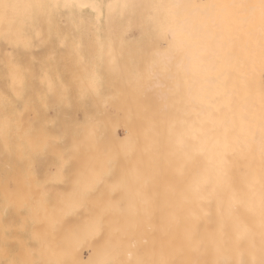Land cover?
Returning <instances> with one entry per match:
<instances>
[{"label": "snow or ice", "instance_id": "obj_1", "mask_svg": "<svg viewBox=\"0 0 264 264\" xmlns=\"http://www.w3.org/2000/svg\"><path fill=\"white\" fill-rule=\"evenodd\" d=\"M0 264H264V0H0Z\"/></svg>", "mask_w": 264, "mask_h": 264}, {"label": "bare ground", "instance_id": "obj_2", "mask_svg": "<svg viewBox=\"0 0 264 264\" xmlns=\"http://www.w3.org/2000/svg\"><path fill=\"white\" fill-rule=\"evenodd\" d=\"M108 2L122 3L124 0H108ZM129 2H132V0H129ZM136 2H140V0H136ZM107 21V28L104 30L101 27L102 21H96L93 24L95 26V30L92 33V38H97L96 40L99 41L103 40L102 38H108L107 43H98L97 46L95 45L97 49L101 51V53H99L96 57V60L91 63L81 62L80 59L83 57V55L82 53H79V57H77V59L80 60V64L75 66L76 68H74L73 74L84 75L86 69L95 67L99 71L101 77H103L107 83L112 76L113 61L116 60L122 63L123 58L128 55L127 47L125 46L122 48L121 42L114 32L115 25L111 24L108 19ZM99 62H105L104 70L98 68ZM105 90L109 91L107 87ZM102 111H104L103 107ZM108 111L113 112L111 108L108 109ZM102 132L103 134L109 135L111 137L120 138L123 133L122 121L120 119L108 121L104 126H102Z\"/></svg>", "mask_w": 264, "mask_h": 264}, {"label": "rangeland", "instance_id": "obj_3", "mask_svg": "<svg viewBox=\"0 0 264 264\" xmlns=\"http://www.w3.org/2000/svg\"><path fill=\"white\" fill-rule=\"evenodd\" d=\"M65 22H67V21H65ZM95 22L96 21L92 20L91 18H85V22H84L85 26H84L83 30L77 34L76 39H77V42L79 44V53H82V55H83V57L80 59L81 62H87V63L94 62L96 60V57L98 56V54L101 53V51L99 49H97V47H96L97 44L98 43H107L108 38H102L103 40H101V41L96 40L97 38H92L93 37L92 33L95 30V26L93 24ZM107 22L108 21L105 17V19L101 22V27L103 30L107 28ZM69 49L71 50V48H69ZM69 49H68V51L70 52ZM37 51H39V49H37ZM80 60H78L77 58L68 59L66 61L65 65L61 66L60 71L62 73H64L65 75L71 76L73 74L74 68H76L75 66L80 64L79 63ZM104 67H105V62H102V63L99 62L98 68H100L101 70H104ZM105 91H107V90H105ZM102 107L103 106H101V111H102ZM68 114L71 117H76L77 115H79L80 118L83 119V113H77L76 110L70 109Z\"/></svg>", "mask_w": 264, "mask_h": 264}]
</instances>
